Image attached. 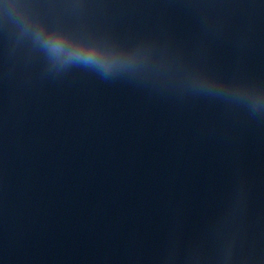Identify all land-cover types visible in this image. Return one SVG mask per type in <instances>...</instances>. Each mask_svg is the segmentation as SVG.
<instances>
[{
    "label": "clouds",
    "instance_id": "clouds-1",
    "mask_svg": "<svg viewBox=\"0 0 264 264\" xmlns=\"http://www.w3.org/2000/svg\"><path fill=\"white\" fill-rule=\"evenodd\" d=\"M46 47L62 56L65 62H78L85 65H96L104 71L111 70L113 62L95 47L69 44L60 34H54L44 40Z\"/></svg>",
    "mask_w": 264,
    "mask_h": 264
}]
</instances>
